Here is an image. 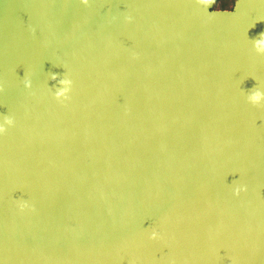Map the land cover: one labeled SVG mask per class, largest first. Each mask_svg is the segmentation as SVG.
<instances>
[{
	"label": "water",
	"instance_id": "95a60500",
	"mask_svg": "<svg viewBox=\"0 0 264 264\" xmlns=\"http://www.w3.org/2000/svg\"><path fill=\"white\" fill-rule=\"evenodd\" d=\"M218 10L0 0V264H264V0Z\"/></svg>",
	"mask_w": 264,
	"mask_h": 264
},
{
	"label": "clouds",
	"instance_id": "9594fccd",
	"mask_svg": "<svg viewBox=\"0 0 264 264\" xmlns=\"http://www.w3.org/2000/svg\"><path fill=\"white\" fill-rule=\"evenodd\" d=\"M220 2H226L230 5H234V9H235L239 0H196V3L198 5H203L205 9H215V11H219L217 6ZM81 3L87 6L89 5V0H81ZM126 19L131 20L132 17L127 16ZM209 19H211V17H209ZM261 21H264V18H261ZM254 26L255 24H253L251 27ZM252 42L255 51L258 54H264V31H261L258 34L257 38L252 39ZM50 79L57 81L56 85L53 86L55 87V91L53 93L55 99L60 102L68 100L70 98L69 93L71 92L73 85L72 79L67 74H64L61 77L60 74L54 72H51ZM23 83L26 88L32 87V80L27 75L24 77ZM3 91H4V86L2 83H0V92ZM247 100L253 105H264V91H262L260 88L256 86L253 87L251 90H249V94L247 95ZM14 123H15L14 117L5 114L3 116V122H0V135H4L7 131V127L13 126ZM245 190H246V186L237 185L234 188V194L239 195L241 191H245ZM19 206L21 210L30 207V205L26 200L20 201ZM157 236H158L157 232L153 231L151 233V238L155 239Z\"/></svg>",
	"mask_w": 264,
	"mask_h": 264
},
{
	"label": "rangeland",
	"instance_id": "374dc122",
	"mask_svg": "<svg viewBox=\"0 0 264 264\" xmlns=\"http://www.w3.org/2000/svg\"><path fill=\"white\" fill-rule=\"evenodd\" d=\"M217 7H218V9H229L232 7V5H230L226 2H220Z\"/></svg>",
	"mask_w": 264,
	"mask_h": 264
}]
</instances>
